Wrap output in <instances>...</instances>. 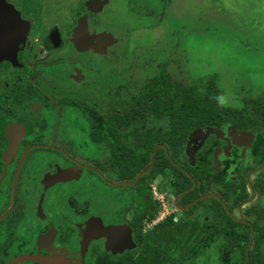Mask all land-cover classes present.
Instances as JSON below:
<instances>
[{
	"label": "flooded vegetation",
	"instance_id": "obj_1",
	"mask_svg": "<svg viewBox=\"0 0 264 264\" xmlns=\"http://www.w3.org/2000/svg\"><path fill=\"white\" fill-rule=\"evenodd\" d=\"M5 1L27 31L14 59H0V264L22 258L29 259L18 264H220L225 214L241 228L256 221L257 211H248L264 205L254 188L264 173L260 157L254 158L255 130H201L220 136L211 134L202 147L212 152V162L189 161L193 168H186L180 155L172 160L159 141L166 122L134 126L139 129L131 141L155 134L158 144L151 160L143 147L131 148L133 165L122 163L117 153L112 158L91 137L104 126L103 119L111 114L121 119L132 109V98L143 86L137 88V81L128 79L124 56L106 57L101 30L107 12L117 6L125 11L119 16L126 17L128 3L148 7L152 2ZM153 1L164 4L163 18L170 0ZM111 68L126 71L116 74ZM127 83L130 87H124ZM67 84L71 87H62ZM75 84L80 91L72 88ZM14 92L22 93L21 99ZM74 99L90 115L85 117ZM193 133L186 152L197 151L196 157L201 139L190 144ZM165 152L172 171L157 163L158 154L161 158ZM257 152L261 154L260 147ZM185 176L194 183L191 190L180 185ZM228 178L237 185L225 198L228 190L220 183ZM74 183H82V191ZM192 191H198L196 198L186 201ZM240 195L247 197L232 202Z\"/></svg>",
	"mask_w": 264,
	"mask_h": 264
},
{
	"label": "rangeland",
	"instance_id": "obj_2",
	"mask_svg": "<svg viewBox=\"0 0 264 264\" xmlns=\"http://www.w3.org/2000/svg\"><path fill=\"white\" fill-rule=\"evenodd\" d=\"M146 1L152 5L130 0L134 5L128 3L131 13L127 8L126 17L119 16L123 9L113 6L116 10L108 11L106 18L110 26L101 30L106 57L124 56L128 79L137 81V88L157 74L159 64L168 62L172 79L183 85L217 75L226 104L264 94V0H164L170 6L163 18L159 16L164 4ZM72 88L81 90L76 84ZM211 134L220 136L214 131L197 136L199 147ZM73 185L82 191V183Z\"/></svg>",
	"mask_w": 264,
	"mask_h": 264
},
{
	"label": "trees",
	"instance_id": "obj_3",
	"mask_svg": "<svg viewBox=\"0 0 264 264\" xmlns=\"http://www.w3.org/2000/svg\"><path fill=\"white\" fill-rule=\"evenodd\" d=\"M167 65V63L160 64L155 77L146 81L137 90L136 95L132 98L134 105L132 109L123 112L121 119L115 114L108 116L109 118L115 116L114 118L103 119L104 126L100 130L92 131L91 137L96 142L101 141L112 158L116 157L117 153L119 156L121 155L122 163L133 165L134 157L131 148L143 147L149 160H151L158 144V138L155 134L149 137L144 134L143 140L139 137L135 141H131V137L133 139L135 137L134 132L139 129V127L134 128V126L140 122L144 124L153 120L166 122L167 124L160 132L159 141L166 144L172 160L180 155L184 159L185 167L193 168L189 161L203 162L209 165L212 162V152L202 148L196 157L195 155L188 157L186 148L190 135L197 130L201 131L206 128L224 130L230 126L237 130L252 132L255 130L253 132L256 136L255 151L253 150L254 158L257 159L259 156L261 165L264 164V94L255 101L246 98L242 100V103L226 104L223 99L226 93L218 85L217 75L194 80L190 85H183L172 79L167 70ZM109 69L107 68V72H110ZM123 71L126 70L111 68V72L116 74L124 73ZM125 86L128 87V83ZM14 93V97L21 99L22 93ZM72 101L85 117L90 115L88 107L82 104L79 99ZM65 114L63 115L65 116ZM94 117L101 118L102 116L94 114ZM258 147L261 148V154L257 152ZM157 163L169 171L174 169L166 156V152L161 158L158 154ZM113 166H117L116 162ZM170 173V175H174L172 172ZM220 184L227 188L228 193L224 196L227 198L233 192L237 182L228 178L227 183L223 181ZM180 185L183 190L187 191L193 188L194 183L191 178L185 176V181H181ZM239 187L243 188L244 184L241 183ZM254 188L261 197L264 196V173L261 175V180L258 179L255 182ZM197 192L192 191L187 194L186 201H192L196 198ZM246 197V195L233 197L232 202L237 204L245 200ZM230 199L228 198L227 201ZM251 211H257L255 214L256 221L251 225H241V228H239L240 225L233 224L231 218L225 214L226 222L221 233L225 236L226 240L223 241L226 246L219 255L220 264H264V206L257 205L248 213H252ZM222 212V216H224V208ZM231 246H234L235 250H239V253L234 252ZM191 258L194 259L193 256Z\"/></svg>",
	"mask_w": 264,
	"mask_h": 264
},
{
	"label": "water",
	"instance_id": "obj_4",
	"mask_svg": "<svg viewBox=\"0 0 264 264\" xmlns=\"http://www.w3.org/2000/svg\"><path fill=\"white\" fill-rule=\"evenodd\" d=\"M103 6V4H101ZM27 31V24L23 23L20 19L19 14L13 6L7 4L5 0H0V59L13 60L18 46L23 41V36ZM80 31L74 35L77 41V36ZM213 130L208 129L207 133H211ZM204 136L202 132L196 131L192 135L190 144L195 143L194 137ZM15 143L11 142V150L14 149ZM188 157H193L194 152L188 151ZM29 258H22L15 262V264L24 262Z\"/></svg>",
	"mask_w": 264,
	"mask_h": 264
}]
</instances>
